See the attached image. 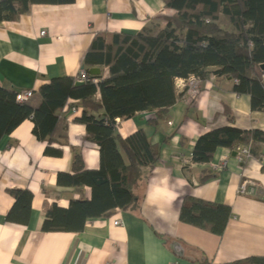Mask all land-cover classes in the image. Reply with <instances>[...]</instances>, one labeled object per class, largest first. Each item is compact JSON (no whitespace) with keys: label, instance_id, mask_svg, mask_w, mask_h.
Returning <instances> with one entry per match:
<instances>
[{"label":"crops","instance_id":"1","mask_svg":"<svg viewBox=\"0 0 264 264\" xmlns=\"http://www.w3.org/2000/svg\"><path fill=\"white\" fill-rule=\"evenodd\" d=\"M163 0H75L68 5H33L14 21L0 24V87L32 90L29 104L38 106L39 88L54 78L75 77L98 33H137L159 16H170ZM41 32H45L41 35ZM100 68L108 77L107 68ZM235 81L210 75L199 92L183 88L163 119L152 112L117 119L116 130L126 138L142 129L160 145L157 164L137 189L138 206L114 210L90 219L81 232L41 231L46 209L70 200L91 199V189L58 185L59 173L72 174L73 149L80 150L86 169L100 167L98 146L86 140L76 122L82 107L69 100L59 114L51 144L61 157L47 156L46 142L33 134L31 120L23 121L0 139V264H226L264 256V143L250 145L253 155L243 164L227 148H219L209 163L192 161L197 139L223 126L264 131V112L251 109V96L234 91ZM230 113L231 118L228 114ZM67 130H63V126ZM61 136L68 143L61 145ZM226 162L218 171L215 166ZM205 181H201L204 177ZM246 184L244 194L239 193ZM33 194L27 225L6 221L14 204L9 190ZM185 197L231 208L222 235L183 223ZM121 220V225L114 222ZM179 245V249L176 246Z\"/></svg>","mask_w":264,"mask_h":264},{"label":"trees","instance_id":"2","mask_svg":"<svg viewBox=\"0 0 264 264\" xmlns=\"http://www.w3.org/2000/svg\"><path fill=\"white\" fill-rule=\"evenodd\" d=\"M75 0H0V24L14 21L33 5H68ZM174 13L159 16L137 33H98L87 51L83 69L107 68L108 77L90 75L75 86L72 77H59L38 90L39 104L19 102L20 91L0 87V139L23 121L31 120L33 134L47 146L44 154L61 157L53 134L59 114L69 100L82 107L75 121L86 129V140L98 146L100 167L88 170L80 150L73 149V173H59L58 185L91 189V199L70 200L68 208L52 204L46 209L41 231L81 232L90 219L108 217L116 209L136 208L137 189L157 164L161 147L139 129L126 138L116 130L117 119L152 112V122L163 119L179 97L176 82L194 75L204 81L211 74L235 81L234 91L251 96V109L264 112V0H163ZM221 17L229 26L220 25ZM89 74V73H88ZM98 79L97 83L92 80ZM231 118L230 113H227ZM67 130V126H63ZM61 145L68 143L61 136ZM264 143V131L223 126L202 134L195 142L192 161L209 163L217 149ZM251 154L252 150H251ZM244 164V163H243ZM206 176L201 181L207 179ZM14 204L6 221L27 225L33 194L9 190ZM231 208L193 197L183 200V223L222 235ZM200 264H211L204 261ZM226 264H264V256Z\"/></svg>","mask_w":264,"mask_h":264},{"label":"built area","instance_id":"3","mask_svg":"<svg viewBox=\"0 0 264 264\" xmlns=\"http://www.w3.org/2000/svg\"><path fill=\"white\" fill-rule=\"evenodd\" d=\"M45 32H41V35H44ZM90 79V74H88L84 69L81 70V72L75 77V83L76 82H88ZM94 83L98 82V79L92 80ZM202 79L197 76H190L187 79H179L176 82V85L178 88H183L187 94L190 96L196 95L199 90L201 89L202 85ZM34 92L32 90H25L20 91L17 94V100L19 102H28L33 98ZM151 118L155 117L154 113L150 115ZM236 158L240 163H245L250 157H251V148L250 146H239L236 149ZM226 162L223 161L221 164H218L215 166V169L220 171L225 167ZM246 190V184H241L239 188V193L244 194ZM115 225H121V220H117L114 222ZM172 264H187L182 262L181 260H175L172 262Z\"/></svg>","mask_w":264,"mask_h":264},{"label":"water","instance_id":"4","mask_svg":"<svg viewBox=\"0 0 264 264\" xmlns=\"http://www.w3.org/2000/svg\"><path fill=\"white\" fill-rule=\"evenodd\" d=\"M260 68L264 71V64L261 65ZM88 73L90 75H92V76H97V75H100L101 74V70H100V68L95 67V68H91L90 70H88ZM83 84L84 83H82V82H76L75 83V86L78 87V86H82ZM233 155L235 156L236 155V152H233ZM176 247H177V249H179V245L176 246Z\"/></svg>","mask_w":264,"mask_h":264},{"label":"rangeland","instance_id":"5","mask_svg":"<svg viewBox=\"0 0 264 264\" xmlns=\"http://www.w3.org/2000/svg\"><path fill=\"white\" fill-rule=\"evenodd\" d=\"M220 25L223 26V27H228L229 23H228L227 20H225L224 18L221 17Z\"/></svg>","mask_w":264,"mask_h":264}]
</instances>
